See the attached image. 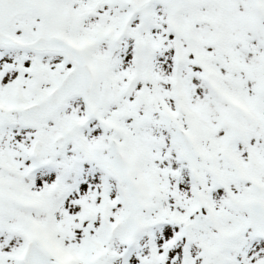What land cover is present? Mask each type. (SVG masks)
I'll use <instances>...</instances> for the list:
<instances>
[{
    "label": "snow or ice",
    "instance_id": "6c2138e0",
    "mask_svg": "<svg viewBox=\"0 0 264 264\" xmlns=\"http://www.w3.org/2000/svg\"><path fill=\"white\" fill-rule=\"evenodd\" d=\"M0 264H264V0H0Z\"/></svg>",
    "mask_w": 264,
    "mask_h": 264
}]
</instances>
